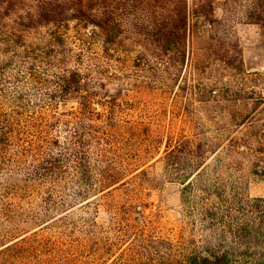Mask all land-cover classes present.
<instances>
[{
	"label": "rangeland",
	"instance_id": "obj_1",
	"mask_svg": "<svg viewBox=\"0 0 264 264\" xmlns=\"http://www.w3.org/2000/svg\"><path fill=\"white\" fill-rule=\"evenodd\" d=\"M56 1L69 18L75 0H0L17 51L41 47L16 60L50 44V70L84 74L86 97L45 75L14 125L27 147L0 146V249L13 244L0 264H157L166 241L205 235L212 206L264 216V0H82L107 7L108 42L77 21L28 20ZM183 3L184 44L157 43Z\"/></svg>",
	"mask_w": 264,
	"mask_h": 264
},
{
	"label": "trees",
	"instance_id": "obj_2",
	"mask_svg": "<svg viewBox=\"0 0 264 264\" xmlns=\"http://www.w3.org/2000/svg\"><path fill=\"white\" fill-rule=\"evenodd\" d=\"M65 7V2H47L44 6L36 9L34 15L36 17L32 15L28 20L36 18L39 19L40 23L43 21L44 23H56V25L77 21L99 28L104 33L105 41L111 39L109 32L110 15L106 6L99 9L100 13L96 14L93 12L92 6L88 7L82 0H75L71 8L73 14L69 18L62 17ZM59 21L61 23H58ZM186 25L187 14L183 3L180 9L176 10V13L164 22L163 26L155 29L154 39L157 43L167 45L177 36L179 41H183L184 44ZM21 34L18 32L2 33L0 31V146L5 149L11 145L14 146L15 143L21 144L22 142L24 144L21 147L23 149L27 147L29 142L21 137L18 129L21 124L17 118L26 116V110L30 106L29 99L33 95L31 93L32 87L41 79L43 80L42 77L45 75H53V78H56L57 88L62 93H79L82 100L86 101L85 93L83 94L80 88L84 74L78 70L62 69L58 72L50 70V67L54 65L49 54V52H53L51 50L53 47L50 44L46 45L48 51L45 52L46 56L42 60L31 59L29 62L20 60L21 58L27 59L30 56H37L35 52L39 50L37 48H41L32 45L24 46L19 53L16 48L23 46ZM59 38L60 36H57L56 33L48 35L50 41L56 42L55 40ZM18 57L20 59L16 60ZM81 105L85 107V104L81 103ZM84 110H87L86 107ZM89 112L92 113L91 110ZM14 125H17L18 128ZM17 153V158L20 157L19 154L21 156L25 154ZM199 169L200 167L195 171L192 170L189 176L181 180L183 185L187 183L184 189L192 186L194 190L196 189L194 183L188 181ZM82 170H88L86 163L82 166ZM215 207L206 209L205 215L201 217L200 232L204 233V236H200L199 240L192 238L187 242L180 241L176 245L166 241L162 246L164 255L157 260V264H264V216L255 218L244 216L241 219L233 220L229 214L224 213V215L218 216L216 213L218 209ZM256 209L260 213L261 208L257 206ZM12 248L13 244H7L0 249V252Z\"/></svg>",
	"mask_w": 264,
	"mask_h": 264
}]
</instances>
